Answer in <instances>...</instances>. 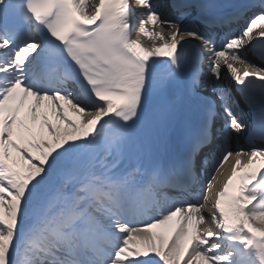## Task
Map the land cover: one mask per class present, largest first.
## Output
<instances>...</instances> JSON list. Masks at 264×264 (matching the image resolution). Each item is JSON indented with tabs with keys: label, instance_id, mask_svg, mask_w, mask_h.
<instances>
[{
	"label": "snow or ice",
	"instance_id": "6c2138e0",
	"mask_svg": "<svg viewBox=\"0 0 264 264\" xmlns=\"http://www.w3.org/2000/svg\"><path fill=\"white\" fill-rule=\"evenodd\" d=\"M248 44L264 60V0H0V264H264Z\"/></svg>",
	"mask_w": 264,
	"mask_h": 264
},
{
	"label": "bare ground",
	"instance_id": "6f19581e",
	"mask_svg": "<svg viewBox=\"0 0 264 264\" xmlns=\"http://www.w3.org/2000/svg\"><path fill=\"white\" fill-rule=\"evenodd\" d=\"M140 8V7H139ZM142 8V7H141ZM169 18H171V19H175L174 18V16L173 17H169ZM155 31H159V29L158 28H156L155 29ZM153 32V28H152V26H149V34H151ZM153 41L150 39V36H143L142 37V43L145 45V46H147V45H149V44H151ZM157 43H159L158 41H157ZM247 56V60H248V62L250 63V56L247 54V55H244V58ZM237 67H240L241 68V70H243V66H241V65H239V64H237L236 65ZM224 71L226 72V73H228L227 72V69L226 68H224V67H222V72H223V74H224ZM225 75V74H224ZM226 76V75H225ZM228 81V79H226L225 80V82H227ZM30 114L28 113V114H26L25 116H29ZM37 127H38V125H37ZM15 155V154H14ZM254 168L256 167L255 165L253 166ZM205 215V214H204ZM206 216V215H205Z\"/></svg>",
	"mask_w": 264,
	"mask_h": 264
}]
</instances>
